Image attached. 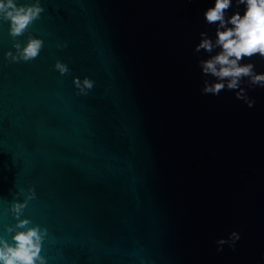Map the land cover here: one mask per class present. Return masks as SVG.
<instances>
[{
  "label": "water",
  "instance_id": "95a60500",
  "mask_svg": "<svg viewBox=\"0 0 264 264\" xmlns=\"http://www.w3.org/2000/svg\"><path fill=\"white\" fill-rule=\"evenodd\" d=\"M38 2L19 34L0 15V238L38 226L46 264H264V88L201 94L210 0Z\"/></svg>",
  "mask_w": 264,
  "mask_h": 264
},
{
  "label": "clouds",
  "instance_id": "9594fccd",
  "mask_svg": "<svg viewBox=\"0 0 264 264\" xmlns=\"http://www.w3.org/2000/svg\"><path fill=\"white\" fill-rule=\"evenodd\" d=\"M41 11L38 0L33 5L0 0V15L10 20L13 35L21 33ZM202 17L207 25L214 26V35L201 31L199 42L192 49L194 54L201 50L207 53L196 61L201 75V94L220 96L222 91H231L248 107H253L255 101L248 98L243 85L246 78L249 87L264 88V71H257L251 59L254 56L264 59V0H210ZM41 45L40 39H30L20 55L24 59L33 58ZM56 67L66 71L63 64L57 63ZM84 83L90 86L88 80ZM22 207V204L14 205V213L18 215ZM19 223L25 225L29 221ZM231 235L238 238L235 231ZM43 237L44 232L37 226L16 232L15 244L0 238V264H46L40 255ZM224 242L225 238H219L218 243Z\"/></svg>",
  "mask_w": 264,
  "mask_h": 264
}]
</instances>
